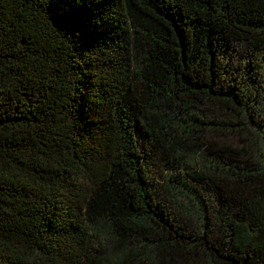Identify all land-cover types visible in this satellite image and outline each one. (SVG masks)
Instances as JSON below:
<instances>
[{"label": "trees", "instance_id": "obj_1", "mask_svg": "<svg viewBox=\"0 0 264 264\" xmlns=\"http://www.w3.org/2000/svg\"><path fill=\"white\" fill-rule=\"evenodd\" d=\"M64 10L0 0V264H264V0ZM205 132L236 136L249 163L184 151ZM157 152L174 162L165 173ZM195 153L210 167L191 168ZM194 182L226 208L219 236ZM164 194L191 205L199 233ZM100 236L118 242L110 259Z\"/></svg>", "mask_w": 264, "mask_h": 264}, {"label": "rangeland", "instance_id": "obj_2", "mask_svg": "<svg viewBox=\"0 0 264 264\" xmlns=\"http://www.w3.org/2000/svg\"><path fill=\"white\" fill-rule=\"evenodd\" d=\"M241 52L242 51L238 49L236 55H234L235 56L234 58L238 59L239 54H244ZM234 58L232 59L233 62H235ZM202 106L203 107L198 106V108L205 112V116H203V114H200L199 111H196L197 114L201 116L200 117L201 119H208L209 115H211L212 110L213 111L216 110V108L211 105L209 107L205 105H202ZM255 109H256V116L254 117L255 123L263 126L264 117L259 111L260 109H262V107L260 105L259 106L256 105ZM213 119H215V117L211 118V120ZM250 128L251 130L247 138L252 140L254 144L260 142L262 138L261 133L257 131L254 127H250ZM204 134L205 135H203L202 139L198 137L197 135H191L187 138L182 137L181 145L183 146V148H187V150H184V151L189 152V150H191L192 145L193 146L200 145V148L202 150H204L205 148L216 149L217 147H223L225 149L222 148L223 154H221V156L224 157L225 159L237 162L240 167H242L244 163L245 165L249 163L248 153L247 152L243 153L242 152L243 150L241 151V149H239V148H243L242 147L243 145L236 136L227 135L225 137H216L213 134H210L207 132H205ZM197 139H199L200 142H197ZM156 154L157 155L153 159L154 168L152 169L154 171L165 170L164 171L165 173L167 169L166 168L167 165H172L174 162L171 160L170 157H167L165 153L157 152ZM176 159L178 158L176 157ZM187 159H188V156H187ZM210 159H211L210 155L201 156L200 153H195L192 159L189 156V161L188 160H185V161L187 162V164H189V166H191V168L195 165L196 168L199 169L202 167V165H206V167L209 168ZM174 167H175V170L178 169L176 164H174ZM159 182H162V181H159ZM193 185L198 191L197 193L199 195L200 201L202 202L206 210V213L209 218V223L212 226L211 230L213 234L219 236L224 231V230L222 231L223 225H225L224 213L228 214L226 212V208H224L222 205H219L217 201L215 200L214 189L212 186L209 185L208 187L206 184L205 186L203 184L202 185L200 184L199 186H197V183L195 182L193 183ZM165 197L169 200L170 206L172 207L173 211H175L177 215L187 219V224L191 225V227L193 228V230H195V232L199 233L200 230H202L201 221L199 220L198 216L194 214L193 208L191 207L190 204L186 202L185 199H183L181 196L177 194H173L171 196L165 195ZM218 208L220 212L217 211ZM106 238L107 237L100 236L97 239V242L95 243V247L97 249H100L101 251H104L107 255V259H110L115 253L114 250L116 251L119 250V248L117 247L118 242L115 239H110V238L106 239ZM164 264H172V263L170 262V259H169V260H166ZM174 264H185V263L176 261ZM188 264H191V263L188 262Z\"/></svg>", "mask_w": 264, "mask_h": 264}, {"label": "snow or ice", "instance_id": "obj_3", "mask_svg": "<svg viewBox=\"0 0 264 264\" xmlns=\"http://www.w3.org/2000/svg\"><path fill=\"white\" fill-rule=\"evenodd\" d=\"M76 0H49L51 14L53 17L67 16L65 5L75 4Z\"/></svg>", "mask_w": 264, "mask_h": 264}]
</instances>
